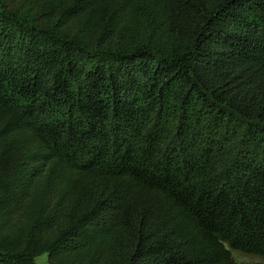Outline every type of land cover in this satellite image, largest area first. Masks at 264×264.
Instances as JSON below:
<instances>
[{
  "label": "trees",
  "instance_id": "obj_1",
  "mask_svg": "<svg viewBox=\"0 0 264 264\" xmlns=\"http://www.w3.org/2000/svg\"><path fill=\"white\" fill-rule=\"evenodd\" d=\"M233 251L264 264V0H0V264Z\"/></svg>",
  "mask_w": 264,
  "mask_h": 264
},
{
  "label": "rangeland",
  "instance_id": "obj_2",
  "mask_svg": "<svg viewBox=\"0 0 264 264\" xmlns=\"http://www.w3.org/2000/svg\"><path fill=\"white\" fill-rule=\"evenodd\" d=\"M233 134H228L224 139L225 145L221 152L206 158L205 163L199 166L193 173V181L197 183L204 181L209 175L215 173H224L226 169L231 165L232 160L236 154V140ZM232 257L236 264H263L262 260L257 256L245 255L240 252L233 251ZM35 262L37 264H50L47 261V256L42 254L36 257Z\"/></svg>",
  "mask_w": 264,
  "mask_h": 264
}]
</instances>
